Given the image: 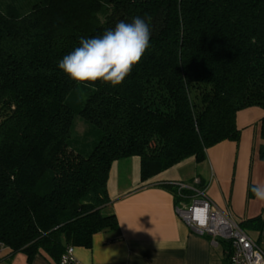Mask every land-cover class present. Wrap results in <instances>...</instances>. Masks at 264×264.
<instances>
[{"label":"trees","instance_id":"1","mask_svg":"<svg viewBox=\"0 0 264 264\" xmlns=\"http://www.w3.org/2000/svg\"><path fill=\"white\" fill-rule=\"evenodd\" d=\"M6 2L0 252L9 256L57 264L66 247L89 248L95 234L117 228L115 216L102 213L113 162L138 157L142 182L189 158L201 163L207 149L239 140V111H264V0ZM135 17L149 25L150 46L120 85H78L59 69L82 38ZM76 117L92 127L85 149L72 146ZM177 184L164 187L175 207L188 205L193 192ZM239 226L264 236V216Z\"/></svg>","mask_w":264,"mask_h":264},{"label":"crops","instance_id":"2","mask_svg":"<svg viewBox=\"0 0 264 264\" xmlns=\"http://www.w3.org/2000/svg\"><path fill=\"white\" fill-rule=\"evenodd\" d=\"M241 116L253 117L260 125L264 111L255 107L239 111L240 140L207 149L201 163L189 158L142 182L138 157L113 162L106 182L109 203L102 213L113 214L117 228L95 234L89 248L74 247L75 260L80 264H226V246H212L209 237L178 219L173 195L164 186H189L198 178L204 196L219 210H227L238 224L264 216V201L250 191L254 184H264V152H255V131L249 132L243 124L238 127ZM9 253L8 249L0 252L4 260L0 264H28L23 254ZM30 264L52 263L36 256Z\"/></svg>","mask_w":264,"mask_h":264},{"label":"clouds","instance_id":"3","mask_svg":"<svg viewBox=\"0 0 264 264\" xmlns=\"http://www.w3.org/2000/svg\"><path fill=\"white\" fill-rule=\"evenodd\" d=\"M150 35L149 25L139 17L131 23L119 21L101 36L82 38L58 67L78 85L102 81L118 86L142 60L150 46ZM250 191L257 200L264 201V184H254Z\"/></svg>","mask_w":264,"mask_h":264},{"label":"built area","instance_id":"4","mask_svg":"<svg viewBox=\"0 0 264 264\" xmlns=\"http://www.w3.org/2000/svg\"><path fill=\"white\" fill-rule=\"evenodd\" d=\"M194 178L191 185L177 184L179 189H188L193 196L188 205L175 207L178 219L200 236L210 238V244L226 246L227 264H264V251L247 232L242 230L227 210H219L197 188ZM74 247L68 246L59 256L57 264H80L74 258Z\"/></svg>","mask_w":264,"mask_h":264},{"label":"rangeland","instance_id":"5","mask_svg":"<svg viewBox=\"0 0 264 264\" xmlns=\"http://www.w3.org/2000/svg\"><path fill=\"white\" fill-rule=\"evenodd\" d=\"M3 2H6V0H2ZM7 3V2H6ZM81 98H84L86 96V93L80 92ZM253 117H246L241 116L238 121V127H242L244 129H249V132L252 131L258 134L257 139V145L255 148V152H264V116H259V120L261 121V124L257 125V122H253ZM258 119V118H257ZM243 124V125H242ZM242 125V126H241ZM88 128H92L90 125L84 123L82 120L78 119L77 117L74 119L73 122V128H72V146L76 149H80L84 147L86 148L88 144H91V141H93L95 138L92 135L83 136V134H86ZM240 140V136H239ZM238 140V141H239ZM237 141V142H238ZM254 240H259L260 248L262 251H264V236L258 235V232L249 231L247 232Z\"/></svg>","mask_w":264,"mask_h":264}]
</instances>
